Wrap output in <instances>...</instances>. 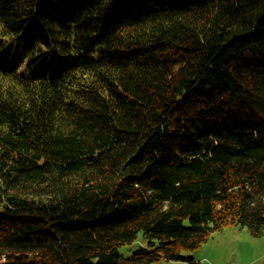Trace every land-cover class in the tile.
I'll list each match as a JSON object with an SVG mask.
<instances>
[{
	"label": "trees",
	"instance_id": "16d2710c",
	"mask_svg": "<svg viewBox=\"0 0 264 264\" xmlns=\"http://www.w3.org/2000/svg\"><path fill=\"white\" fill-rule=\"evenodd\" d=\"M227 226L264 238V0H0V264Z\"/></svg>",
	"mask_w": 264,
	"mask_h": 264
},
{
	"label": "rangeland",
	"instance_id": "374dc122",
	"mask_svg": "<svg viewBox=\"0 0 264 264\" xmlns=\"http://www.w3.org/2000/svg\"><path fill=\"white\" fill-rule=\"evenodd\" d=\"M144 246L146 243L139 234L132 244L120 247L119 252L122 257L128 258L132 252ZM181 255L193 261L162 260L152 264H263L264 238L252 236L247 228L227 226L210 234L195 251Z\"/></svg>",
	"mask_w": 264,
	"mask_h": 264
},
{
	"label": "water",
	"instance_id": "95a60500",
	"mask_svg": "<svg viewBox=\"0 0 264 264\" xmlns=\"http://www.w3.org/2000/svg\"><path fill=\"white\" fill-rule=\"evenodd\" d=\"M264 264V263H263Z\"/></svg>",
	"mask_w": 264,
	"mask_h": 264
}]
</instances>
